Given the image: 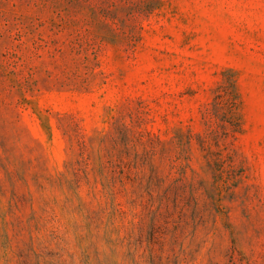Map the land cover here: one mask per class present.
<instances>
[{
    "label": "rangeland",
    "instance_id": "obj_1",
    "mask_svg": "<svg viewBox=\"0 0 264 264\" xmlns=\"http://www.w3.org/2000/svg\"><path fill=\"white\" fill-rule=\"evenodd\" d=\"M0 264H264V0H0Z\"/></svg>",
    "mask_w": 264,
    "mask_h": 264
},
{
    "label": "trees",
    "instance_id": "obj_2",
    "mask_svg": "<svg viewBox=\"0 0 264 264\" xmlns=\"http://www.w3.org/2000/svg\"><path fill=\"white\" fill-rule=\"evenodd\" d=\"M234 106H235V100L233 98V99H231V102H230L231 109H233Z\"/></svg>",
    "mask_w": 264,
    "mask_h": 264
}]
</instances>
